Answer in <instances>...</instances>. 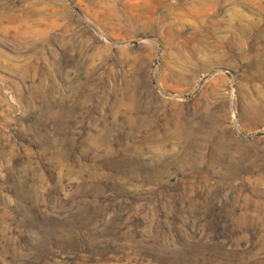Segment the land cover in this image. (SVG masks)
Returning a JSON list of instances; mask_svg holds the SVG:
<instances>
[{
    "label": "rangeland",
    "instance_id": "rangeland-1",
    "mask_svg": "<svg viewBox=\"0 0 264 264\" xmlns=\"http://www.w3.org/2000/svg\"><path fill=\"white\" fill-rule=\"evenodd\" d=\"M0 264H264V0H0Z\"/></svg>",
    "mask_w": 264,
    "mask_h": 264
},
{
    "label": "bare ground",
    "instance_id": "bare-ground-1",
    "mask_svg": "<svg viewBox=\"0 0 264 264\" xmlns=\"http://www.w3.org/2000/svg\"><path fill=\"white\" fill-rule=\"evenodd\" d=\"M18 37V35L16 36V38Z\"/></svg>",
    "mask_w": 264,
    "mask_h": 264
}]
</instances>
